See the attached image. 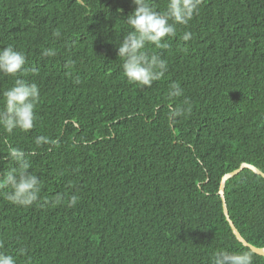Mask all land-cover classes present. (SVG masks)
Returning a JSON list of instances; mask_svg holds the SVG:
<instances>
[{"label":"trees","instance_id":"trees-1","mask_svg":"<svg viewBox=\"0 0 264 264\" xmlns=\"http://www.w3.org/2000/svg\"><path fill=\"white\" fill-rule=\"evenodd\" d=\"M87 2L92 14L76 0H0V47L25 55L23 78L40 90L34 128H0V156L4 138L35 152L29 171L42 181L32 206L0 196V252L15 264H211L226 250L264 264L236 239L218 194L242 163L264 172V0H201L167 48L147 46L168 66L151 87L130 82L117 57L135 5ZM48 48L55 55L42 57ZM13 79L0 74V93ZM173 82L183 95H168ZM185 100L190 112L170 120ZM37 135L59 143L37 147ZM223 198L245 240L264 247V178L245 168Z\"/></svg>","mask_w":264,"mask_h":264},{"label":"clouds","instance_id":"clouds-1","mask_svg":"<svg viewBox=\"0 0 264 264\" xmlns=\"http://www.w3.org/2000/svg\"><path fill=\"white\" fill-rule=\"evenodd\" d=\"M76 2L92 14L87 0ZM131 2L135 7L126 16L128 31L116 43L117 57L121 59L123 74L130 82L142 87H151L154 81L164 76L168 66L159 53L151 51L147 46L154 45L155 49L167 48L169 45L165 38L177 36L176 25H187L198 13L201 0H166L163 11L156 10L151 0ZM191 35V32L186 31L180 39L186 42ZM41 55L49 57L55 55V52L50 48L43 49ZM25 64V55L13 45L0 47V74L14 78L12 86L0 93V103L3 105L0 108V128L8 134H12L15 129L28 132L34 128L35 108L40 98V90L35 82L30 83L23 78ZM31 71L35 73L37 70L33 68ZM168 95H183L179 83H171ZM184 103L187 107L169 106L170 120H175L186 111L190 112L189 101L185 100ZM3 143L7 146V152L0 156V161L7 162L8 167L0 170V196L12 204L32 206L40 199L42 184L39 176L29 171L31 163L28 157L35 156L36 153L13 146L7 138H4ZM34 143L40 147L42 144L57 145L59 141L45 135H37ZM62 199V196L57 195L54 201L45 200V203L59 204ZM77 201L78 197L72 195L68 205L75 206ZM23 251L21 249V252ZM0 264H15V258L11 254L0 252ZM211 264H253V256L250 252L218 250L211 256Z\"/></svg>","mask_w":264,"mask_h":264},{"label":"water","instance_id":"water-1","mask_svg":"<svg viewBox=\"0 0 264 264\" xmlns=\"http://www.w3.org/2000/svg\"><path fill=\"white\" fill-rule=\"evenodd\" d=\"M245 168L250 169L255 174H258L264 178V172H262L260 169H258L257 167H255L252 164L242 163L238 168H236V169L232 170L231 172H228L222 176V178L220 180V184H219L218 194L220 195L219 197L222 200L223 212H224V215L226 217V220L228 221L229 226H230L233 234L235 235L236 239L241 244H243V246L248 247L252 252H254L258 255L264 256V247H256V246L250 244L248 241L245 240V238L240 234L238 229L235 227L233 221L231 220V218L228 214L226 202H225V199L223 198L226 180L234 177L235 175H237L239 172H241Z\"/></svg>","mask_w":264,"mask_h":264}]
</instances>
